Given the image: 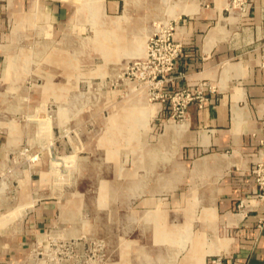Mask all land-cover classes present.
Listing matches in <instances>:
<instances>
[{
	"label": "rangeland",
	"instance_id": "374dc122",
	"mask_svg": "<svg viewBox=\"0 0 264 264\" xmlns=\"http://www.w3.org/2000/svg\"><path fill=\"white\" fill-rule=\"evenodd\" d=\"M49 1L71 18L50 23ZM251 1L0 0V259L191 264L214 227L229 235L177 165L161 110L175 78L157 85L151 37L215 6L243 18Z\"/></svg>",
	"mask_w": 264,
	"mask_h": 264
},
{
	"label": "crops",
	"instance_id": "0c3cea01",
	"mask_svg": "<svg viewBox=\"0 0 264 264\" xmlns=\"http://www.w3.org/2000/svg\"><path fill=\"white\" fill-rule=\"evenodd\" d=\"M251 2L243 18L238 10L225 16L215 6L182 18L175 27L184 54L171 72L173 88L207 84L214 90H206L202 104L190 102L180 119L170 117L171 106L161 103L165 134L177 138V165L191 162L192 180L203 184V213L230 230L217 238L214 227L213 238L198 244L191 260L183 259L191 264L201 252L204 264L207 256L208 264L217 256L220 264H264V199H257L251 173L256 162L264 163V0ZM43 11L54 25L73 13L66 1H49ZM44 226L39 224L40 230Z\"/></svg>",
	"mask_w": 264,
	"mask_h": 264
},
{
	"label": "built area",
	"instance_id": "2783aa9c",
	"mask_svg": "<svg viewBox=\"0 0 264 264\" xmlns=\"http://www.w3.org/2000/svg\"><path fill=\"white\" fill-rule=\"evenodd\" d=\"M174 33L175 29L173 31V28H169L157 32L151 37V42L154 44L151 51L152 56L159 60L158 67L153 72L154 79L159 78L156 82L157 85L165 86L174 79L170 74L178 66L179 60L184 54V45L175 38ZM208 89L210 91L214 90L212 86H207V84H201L196 88L177 89L174 95L169 94L163 100L170 99L173 117L180 119L184 118L186 108L190 102L199 100L200 104H202L207 99L206 90ZM251 173L257 184V199H264V163L261 161L256 162L251 169ZM240 207H245V200L241 201ZM19 244V246L25 245L24 242ZM53 253H56V251L54 250ZM30 255L28 258L18 260H10L3 257L0 259V264H45L44 262L46 261H42L39 253L32 251ZM211 263L220 264L221 257H213Z\"/></svg>",
	"mask_w": 264,
	"mask_h": 264
},
{
	"label": "bare ground",
	"instance_id": "6f19581e",
	"mask_svg": "<svg viewBox=\"0 0 264 264\" xmlns=\"http://www.w3.org/2000/svg\"><path fill=\"white\" fill-rule=\"evenodd\" d=\"M34 5H35V3H34ZM36 6V5H35ZM193 9V7L192 8H190V9H188V10H192Z\"/></svg>",
	"mask_w": 264,
	"mask_h": 264
}]
</instances>
